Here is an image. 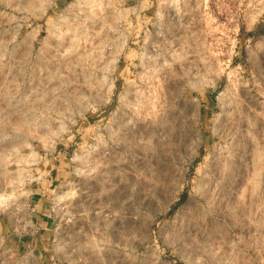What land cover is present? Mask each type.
Segmentation results:
<instances>
[{
  "label": "rangeland",
  "instance_id": "1",
  "mask_svg": "<svg viewBox=\"0 0 264 264\" xmlns=\"http://www.w3.org/2000/svg\"><path fill=\"white\" fill-rule=\"evenodd\" d=\"M0 264H264V0H0Z\"/></svg>",
  "mask_w": 264,
  "mask_h": 264
},
{
  "label": "bare ground",
  "instance_id": "2",
  "mask_svg": "<svg viewBox=\"0 0 264 264\" xmlns=\"http://www.w3.org/2000/svg\"><path fill=\"white\" fill-rule=\"evenodd\" d=\"M25 6V5H24ZM31 7H32V5H31ZM74 32V31H73ZM76 36V35H75ZM66 39V38H65ZM94 53V52H93ZM91 54V53H90ZM97 54V53H96ZM79 56V55H78ZM84 57V56H83ZM95 59V58H94ZM99 59V58H98ZM77 61V60H76ZM18 66V65H17ZM17 68V67H16ZM107 68V67H106ZM69 69V68H68ZM81 80V79H80ZM81 82V81H80ZM85 83V82H84ZM8 84V83H7ZM7 84H5V85H7ZM94 85V84H93ZM85 88V87H84ZM95 89H97V88H95ZM99 89V88H98ZM9 90V89H8ZM94 90V89H93ZM105 90V89H104ZM11 91V90H10ZM135 91V90H134ZM58 92V91H57ZM106 92V91H105ZM57 94V93H56ZM70 96V95H69ZM74 96V95H73ZM63 97V96H62ZM36 98V97H35ZM36 100V99H35ZM79 104V103H78ZM33 105V104H32ZM81 105V104H80ZM52 106V105H51ZM147 106V105H146ZM76 111V110H75ZM21 112V111H20ZM65 112V111H64ZM71 113V112H70ZM134 113V112H133ZM21 114H23V113H21ZM143 116V115H142ZM145 117V116H144ZM29 118V117H28ZM34 119V118H33ZM143 119V118H142ZM19 120V119H18ZM156 120V119H155ZM26 121V120H25ZM154 123V122H153ZM157 123V122H156ZM20 124V123H19ZM45 124V123H44ZM155 125V124H154ZM46 127V126H45ZM156 127V126H155ZM20 129V128H19ZM47 129V128H46ZM156 130V129H155ZM37 133V132H36ZM41 138V137H40ZM22 145V144H21ZM100 150V149H99ZM25 158V157H24ZM88 163V162H87ZM142 164V163H141ZM100 166V165H99ZM96 168V167H95ZM97 170V169H96ZM90 171V170H89ZM88 171V172H89ZM86 173V172H85ZM97 173V172H96ZM101 174V173H100ZM99 175V174H98ZM137 175V174H136ZM130 215V214H129ZM77 216V215H76Z\"/></svg>",
  "mask_w": 264,
  "mask_h": 264
}]
</instances>
